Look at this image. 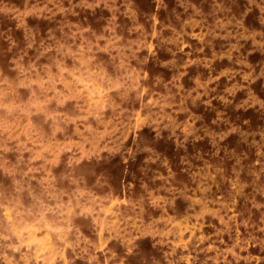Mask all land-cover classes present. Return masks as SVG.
<instances>
[{
  "label": "rangeland",
  "instance_id": "rangeland-1",
  "mask_svg": "<svg viewBox=\"0 0 264 264\" xmlns=\"http://www.w3.org/2000/svg\"><path fill=\"white\" fill-rule=\"evenodd\" d=\"M0 264H264V0H0Z\"/></svg>",
  "mask_w": 264,
  "mask_h": 264
}]
</instances>
